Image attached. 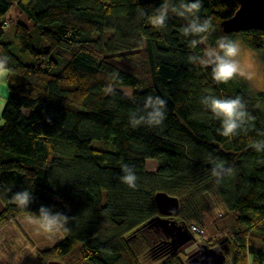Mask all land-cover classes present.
Wrapping results in <instances>:
<instances>
[{"label":"trees","instance_id":"trees-1","mask_svg":"<svg viewBox=\"0 0 264 264\" xmlns=\"http://www.w3.org/2000/svg\"><path fill=\"white\" fill-rule=\"evenodd\" d=\"M160 3L0 0V49L11 57L0 129V231L29 212L38 215L41 206L74 218L70 231H60L61 241L37 250L40 264H188L194 252L182 256L166 229L151 227L162 217L158 193L178 199L179 213L169 221L189 233L192 226L203 228L191 225L198 217L184 212L186 205L208 218L219 207L211 226L221 236L198 246L224 253L226 264H264V164L258 163L264 154L251 147L264 139L257 135L264 131V95H252L238 77L216 84L210 69L187 59L226 35L222 23L239 5L204 0L200 15L215 16L216 30L191 49L181 33L184 22L174 15L162 29L151 26L147 16ZM14 5L32 23H17L13 33L29 62L2 40ZM227 36L257 52L264 65V32ZM109 85L114 95L105 94ZM114 87L132 88V97ZM208 94L241 96L255 117L254 130L220 135L219 121L200 104ZM147 95L167 102L166 119L159 127L133 128L129 113ZM94 141L109 149H94ZM210 155L235 175L217 184ZM146 160L156 161L157 169L147 170ZM124 164L134 168L135 189L120 180ZM8 188L32 190L33 202L26 210L8 203Z\"/></svg>","mask_w":264,"mask_h":264},{"label":"clouds","instance_id":"clouds-1","mask_svg":"<svg viewBox=\"0 0 264 264\" xmlns=\"http://www.w3.org/2000/svg\"><path fill=\"white\" fill-rule=\"evenodd\" d=\"M204 0H162V3L153 10L147 19L152 27L162 29L166 26L170 15L182 20L181 33L188 39V47L196 49L205 43L207 38L216 30V17L209 15L202 18L200 15ZM142 15H147L142 12ZM244 50L241 44L231 39L227 35H222L216 39L214 46L207 47L202 55L192 54L188 56V63L201 69H210L211 78L216 84H227L237 76L251 79V73L245 71L241 63ZM11 57L0 49V86L9 85V61ZM106 95H114L111 85L105 89ZM200 104L210 113L211 117L220 123L219 134L226 138H233L241 133L254 130L255 117L247 110L245 100L237 95L235 97L221 98L215 95H204L200 99ZM167 102L160 96L147 95L144 97L141 107L129 113V125L133 128L140 126L159 127L166 119ZM258 136L264 137V131H258ZM251 147L260 154H264V139L255 140ZM213 167L210 169L211 175L216 183L220 184L225 178L235 175V169L228 167L225 162L209 156ZM264 164V159L258 161ZM123 175L120 177L122 183L130 189L137 187V176L134 168L127 164L122 166ZM11 193L8 203L26 210L33 202L32 190H23L12 193V189H5ZM29 221L36 223L45 233H56L59 231H70L68 224L74 218L66 214L53 211L49 207L41 206L38 215L29 212Z\"/></svg>","mask_w":264,"mask_h":264},{"label":"rangeland","instance_id":"rangeland-1","mask_svg":"<svg viewBox=\"0 0 264 264\" xmlns=\"http://www.w3.org/2000/svg\"><path fill=\"white\" fill-rule=\"evenodd\" d=\"M6 25L4 26L3 42L11 45L12 52L19 56L24 62H29V57L20 55L19 47L14 38V26L17 23L24 24L31 27L32 23L27 17L22 14L14 5L4 18ZM240 43V42H239ZM244 54L241 57V63L245 71L251 73V79L237 76L242 82L249 87L252 95H264V65L261 61L260 55L244 46ZM122 91L125 96L131 98L133 89L128 87H114ZM8 96L7 86H0V129L3 126L2 114L6 106V98ZM110 145V144H109ZM94 149L102 150L109 149L108 143L102 141H94L92 143ZM111 147V146H110ZM146 168L149 171H155L158 163L154 160H146ZM184 212L190 213L198 217V221L191 223L203 228L205 231V241L215 239L218 235L221 236L220 231H216L211 226L213 220L217 219L222 210L218 207L212 211V218L201 215L195 205H186L183 208ZM29 216L23 215L17 218V222L10 224L0 231V262L1 264H40L39 258L36 254L37 250L48 249L57 244L63 239L61 232L45 233L38 227L36 223L29 221ZM193 241L179 249L182 256H189L197 249L200 244L196 238Z\"/></svg>","mask_w":264,"mask_h":264},{"label":"water","instance_id":"water-1","mask_svg":"<svg viewBox=\"0 0 264 264\" xmlns=\"http://www.w3.org/2000/svg\"><path fill=\"white\" fill-rule=\"evenodd\" d=\"M239 8L236 13L222 23L224 34H238L246 31L264 32V0H235ZM156 205L162 217L152 219L151 227L158 225L166 229L170 235V243L175 251L192 242L193 236L187 229L175 226L174 222L169 221L179 213V201L165 193H158L155 197ZM48 264H63L59 261H50ZM188 264H226V255L218 252L215 248L198 246L192 254Z\"/></svg>","mask_w":264,"mask_h":264},{"label":"built area","instance_id":"built-area-1","mask_svg":"<svg viewBox=\"0 0 264 264\" xmlns=\"http://www.w3.org/2000/svg\"><path fill=\"white\" fill-rule=\"evenodd\" d=\"M190 233L192 234V236H193L194 238L197 239V241H198L199 243H202V241H205V240H206V239H205V232H204L202 229H200V228H198V227H196V226H192V227L190 228Z\"/></svg>","mask_w":264,"mask_h":264}]
</instances>
